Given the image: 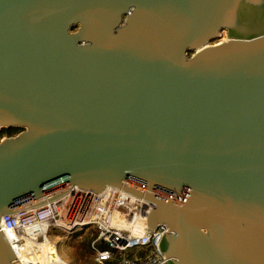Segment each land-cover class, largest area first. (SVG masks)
<instances>
[{
  "label": "water",
  "instance_id": "95a60500",
  "mask_svg": "<svg viewBox=\"0 0 264 264\" xmlns=\"http://www.w3.org/2000/svg\"><path fill=\"white\" fill-rule=\"evenodd\" d=\"M1 128L0 264L73 186L150 202L163 264H264V0H0Z\"/></svg>",
  "mask_w": 264,
  "mask_h": 264
},
{
  "label": "built area",
  "instance_id": "2783aa9c",
  "mask_svg": "<svg viewBox=\"0 0 264 264\" xmlns=\"http://www.w3.org/2000/svg\"><path fill=\"white\" fill-rule=\"evenodd\" d=\"M151 208L150 202L120 188L109 187L94 193L73 186L57 200L3 216L1 227L3 231L13 232L9 240L17 255L18 245L30 244L32 240L40 245L44 228L51 234L55 228L73 233L78 227L94 226L96 231L92 234L91 246L96 264H163L167 258L159 243L168 228L164 225H159L156 230L149 228L147 217ZM116 212L124 219L115 217ZM138 218L145 221L142 230L136 229ZM60 220H68L71 229L56 224ZM22 233H27L29 239ZM99 243L105 248H100Z\"/></svg>",
  "mask_w": 264,
  "mask_h": 264
},
{
  "label": "rangeland",
  "instance_id": "374dc122",
  "mask_svg": "<svg viewBox=\"0 0 264 264\" xmlns=\"http://www.w3.org/2000/svg\"><path fill=\"white\" fill-rule=\"evenodd\" d=\"M3 137L5 136H0L1 139ZM117 216L120 218L121 214L116 213L115 217ZM137 220H139L138 225L140 227L145 224L143 219L139 218ZM95 231L94 226L78 227L72 234L65 232L63 229L55 228L51 231V234L50 232L48 233L47 240L43 239L41 241V245L45 243L44 241L53 243L56 247L58 255L68 264H88L90 260L95 257L91 244L90 249L88 245L90 241L92 243V234L95 233ZM38 264H42L40 260Z\"/></svg>",
  "mask_w": 264,
  "mask_h": 264
},
{
  "label": "bare ground",
  "instance_id": "6f19581e",
  "mask_svg": "<svg viewBox=\"0 0 264 264\" xmlns=\"http://www.w3.org/2000/svg\"><path fill=\"white\" fill-rule=\"evenodd\" d=\"M226 39V38H225ZM223 39V40H225ZM221 41L220 40H214L212 43L215 44L217 42ZM119 213V212H116ZM115 213V214H116ZM122 220L124 219V217L121 215L120 217ZM139 219V218H138ZM136 229L137 230H142L143 226H139L138 222L139 220H136ZM68 220H60L58 222H56V224L61 225L64 224L66 225V229L70 230L71 228H69L71 225L68 224ZM135 229V230H136ZM44 234H43V238L45 240L48 239V234L46 232V228H44ZM6 233V235L8 236V238L11 240V236H13V232L5 230L4 231ZM30 233V232H29ZM21 235H23L24 238L29 239V236L27 235V233H22ZM20 237V235H18ZM33 240L31 241L30 245L26 244H21L16 246V249H18V256L20 258V260H22L23 264H38L39 260L41 261L42 264H68L67 262H65L57 253L56 247L55 245H53V243H48V241H44L45 243L43 245H36L34 243H32Z\"/></svg>",
  "mask_w": 264,
  "mask_h": 264
},
{
  "label": "trees",
  "instance_id": "16d2710c",
  "mask_svg": "<svg viewBox=\"0 0 264 264\" xmlns=\"http://www.w3.org/2000/svg\"><path fill=\"white\" fill-rule=\"evenodd\" d=\"M21 130H22L21 128H1L0 129V136H12V135H16ZM91 240H92V238H91ZM90 244H91V241L88 243L89 249H90ZM98 246L100 248H105V245L102 244V243H99ZM88 264H96L94 258H92Z\"/></svg>",
  "mask_w": 264,
  "mask_h": 264
}]
</instances>
